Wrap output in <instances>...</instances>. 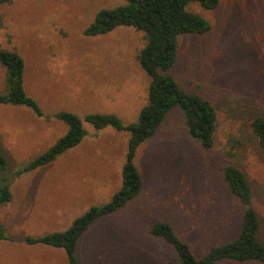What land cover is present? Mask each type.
I'll list each match as a JSON object with an SVG mask.
<instances>
[{
  "label": "rangeland",
  "instance_id": "374dc122",
  "mask_svg": "<svg viewBox=\"0 0 264 264\" xmlns=\"http://www.w3.org/2000/svg\"><path fill=\"white\" fill-rule=\"evenodd\" d=\"M125 0H9L0 4V50L24 63L23 89L40 108L0 105V149L7 162L11 201L0 205V264H67L63 249L27 245L25 237L62 232L90 207L110 201L121 187L128 132L95 130L53 163L16 177L66 133L59 112L112 114L124 126L136 123L147 104L148 77L137 54L144 35L131 27L86 37L97 12ZM186 10L209 24L202 35L178 37L177 59L168 72L180 89L209 102L216 113L214 145L204 150L188 136L178 108L142 144L134 165L142 191L123 209L95 221L80 238V264H178L172 249L149 234L157 221L171 225L199 259L212 246L233 241L242 207L227 192L222 169L232 164L250 184L251 204L264 242V151L250 122L264 116V0H219L215 9L192 2ZM8 93L0 64V94ZM51 119V118H50ZM239 140L236 156L226 151ZM54 254H57L54 255ZM217 264H260L222 261Z\"/></svg>",
  "mask_w": 264,
  "mask_h": 264
},
{
  "label": "trees",
  "instance_id": "16d2710c",
  "mask_svg": "<svg viewBox=\"0 0 264 264\" xmlns=\"http://www.w3.org/2000/svg\"><path fill=\"white\" fill-rule=\"evenodd\" d=\"M8 2L9 0H0V4ZM125 2L123 6L97 12L83 34L86 37L101 36L117 27H131L143 33L145 45L138 52L136 60L148 77L149 85L147 104L141 109L136 123L124 126L112 114H91L85 116L83 120L67 112L45 117L62 122L67 127L66 133L43 154L15 173L16 177H21L53 163L60 155L76 147L86 136L83 122L98 131L109 127L117 132L129 133L125 161L121 169V187L110 201L102 206L90 207L62 232L24 238L27 245L63 249L67 264H80L76 257L78 241L95 221L115 214L141 193L142 177L134 165L136 152L155 135L172 109L178 108L182 113L188 136L197 141L204 150H210L214 145L215 109L199 96L180 89L168 72L176 63L178 37L183 34L202 35L209 30L208 22L201 16L188 12L186 7L196 2L201 7L211 10L218 6L219 0H125ZM0 64L5 68L8 90L7 94H0V105L23 106L36 117H43L36 102L28 97L23 89L22 58L13 51L0 50ZM250 129L254 140L264 151V116L254 118L250 122ZM229 143L226 155L231 160L236 156L240 141L235 139ZM6 170L7 162L0 150V173H5ZM222 179L228 194L242 207L239 233L233 241L212 246L205 255L197 259L170 224L157 221L151 225L150 236L168 245L178 264H217L222 261L238 263L255 261L264 264V242L258 238L259 218L251 204L252 191L247 177L236 166L226 164L222 169ZM11 197L6 178L0 177V205L9 203ZM0 240H8L2 228Z\"/></svg>",
  "mask_w": 264,
  "mask_h": 264
},
{
  "label": "crops",
  "instance_id": "0c3cea01",
  "mask_svg": "<svg viewBox=\"0 0 264 264\" xmlns=\"http://www.w3.org/2000/svg\"><path fill=\"white\" fill-rule=\"evenodd\" d=\"M34 116H35V115H34ZM35 117H36V116H35ZM36 118H38V119H44L43 117H36ZM45 120H56V119L51 118V119H45ZM66 131H67V129H66ZM58 139H59V138H58ZM58 139H57V140H58ZM57 140H56V141H57ZM56 141H55V142H56ZM0 150H1V149H0ZM1 152H2V151H1ZM2 154H3V153H2ZM3 156H4V155H3ZM57 249H59V248H57ZM54 255L57 256V254H54Z\"/></svg>",
  "mask_w": 264,
  "mask_h": 264
}]
</instances>
